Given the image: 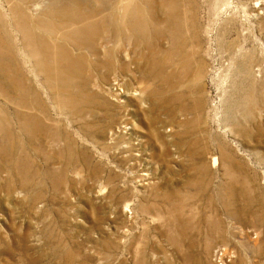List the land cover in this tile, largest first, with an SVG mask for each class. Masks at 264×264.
<instances>
[{
	"label": "rangeland",
	"instance_id": "rangeland-1",
	"mask_svg": "<svg viewBox=\"0 0 264 264\" xmlns=\"http://www.w3.org/2000/svg\"><path fill=\"white\" fill-rule=\"evenodd\" d=\"M0 264H264V0H0Z\"/></svg>",
	"mask_w": 264,
	"mask_h": 264
}]
</instances>
